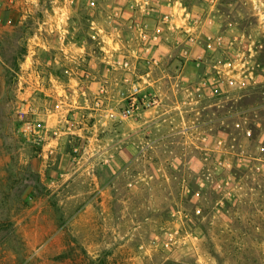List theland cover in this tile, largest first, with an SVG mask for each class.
Returning <instances> with one entry per match:
<instances>
[{"label":"rangeland","instance_id":"374dc122","mask_svg":"<svg viewBox=\"0 0 264 264\" xmlns=\"http://www.w3.org/2000/svg\"><path fill=\"white\" fill-rule=\"evenodd\" d=\"M0 264H264V0H0Z\"/></svg>","mask_w":264,"mask_h":264},{"label":"built area","instance_id":"2783aa9c","mask_svg":"<svg viewBox=\"0 0 264 264\" xmlns=\"http://www.w3.org/2000/svg\"><path fill=\"white\" fill-rule=\"evenodd\" d=\"M153 105H155V102H153ZM139 107H140V106H137V107L132 106V107L127 108V109L123 112V116H124V117H128V116L132 115V114L134 113L135 109H139Z\"/></svg>","mask_w":264,"mask_h":264}]
</instances>
